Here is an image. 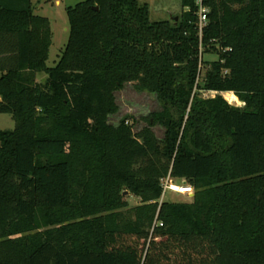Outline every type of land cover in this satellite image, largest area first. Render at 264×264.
Segmentation results:
<instances>
[{"label":"trees","instance_id":"obj_1","mask_svg":"<svg viewBox=\"0 0 264 264\" xmlns=\"http://www.w3.org/2000/svg\"><path fill=\"white\" fill-rule=\"evenodd\" d=\"M204 3L199 37L195 0L79 2L48 67V19L0 0V264H264V0ZM127 83L159 103L137 131L109 122ZM168 175L191 202L160 200Z\"/></svg>","mask_w":264,"mask_h":264},{"label":"rangeland","instance_id":"obj_2","mask_svg":"<svg viewBox=\"0 0 264 264\" xmlns=\"http://www.w3.org/2000/svg\"><path fill=\"white\" fill-rule=\"evenodd\" d=\"M33 13L48 19L52 32V43L49 48V55L46 61L48 67H53L61 55L69 36V24L66 15V9L72 7L75 4L85 0H29ZM141 4H147L149 7L150 20H173L175 17H179L185 10L182 7L181 0H138ZM23 3V2H22ZM205 59H215L214 55H204ZM202 73L204 67L201 68ZM46 75L38 73L36 80L38 82H44ZM213 92H203L202 96L213 97ZM223 96L232 102V105L243 106L237 97L232 99L228 94ZM115 100L118 106V111L114 115L109 117V122L113 125H117L119 120L126 119L128 125H132L134 131L139 130L145 123L143 117L147 116L152 111L159 109V103L155 94L147 92L136 91L132 84L127 83L123 89L115 93ZM15 127V122L10 114H0V130H12ZM153 132L158 138L163 135V128L156 126L153 128ZM176 184H187L186 182H176ZM194 193V190H193ZM193 196V194H192ZM126 201L129 207L139 204V198L130 193L126 195ZM171 202H191V196L178 194L172 191H166L163 194L162 201Z\"/></svg>","mask_w":264,"mask_h":264},{"label":"built area","instance_id":"obj_3","mask_svg":"<svg viewBox=\"0 0 264 264\" xmlns=\"http://www.w3.org/2000/svg\"><path fill=\"white\" fill-rule=\"evenodd\" d=\"M195 5H196V16H197V30H198V35L201 37L203 28L205 27L207 23V18H208V13H209V7L204 3V0H195ZM225 94H230L233 96V93H225ZM230 104L232 102L228 100ZM161 186H162V195H161V201L163 194L166 191H172L178 194L186 195V196H191L193 194V188L189 184H176L175 180L170 177V175L166 176L161 180Z\"/></svg>","mask_w":264,"mask_h":264},{"label":"water","instance_id":"obj_4","mask_svg":"<svg viewBox=\"0 0 264 264\" xmlns=\"http://www.w3.org/2000/svg\"><path fill=\"white\" fill-rule=\"evenodd\" d=\"M94 9H95V10H97V8H96V7H95ZM174 19H175V20H177V17H175ZM191 197H192V195H191Z\"/></svg>","mask_w":264,"mask_h":264}]
</instances>
